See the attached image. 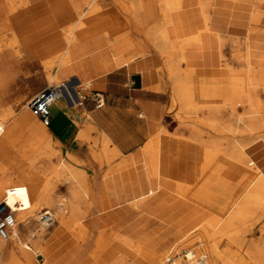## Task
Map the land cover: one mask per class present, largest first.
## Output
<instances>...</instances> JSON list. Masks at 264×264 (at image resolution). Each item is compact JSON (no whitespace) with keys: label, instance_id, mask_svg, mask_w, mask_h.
Returning a JSON list of instances; mask_svg holds the SVG:
<instances>
[{"label":"bare ground","instance_id":"obj_1","mask_svg":"<svg viewBox=\"0 0 264 264\" xmlns=\"http://www.w3.org/2000/svg\"><path fill=\"white\" fill-rule=\"evenodd\" d=\"M82 1V8L77 12L79 13L78 20L64 28L67 47L53 54V62H43L42 60L40 64H29L28 67L32 65L43 67L49 80H60L66 75H72L70 81L64 83L66 86L64 96L66 99L75 100V89L71 86L72 78H76L80 83L85 79L93 80L115 68L130 65L132 58L139 55L143 49V42L137 38L140 36L137 32H140L143 26L152 24L149 38L152 40L156 52L166 60L176 57L179 59L170 70V78L167 82L170 96L169 111L175 110L180 112V115H189L197 123L191 128L193 138L188 140V144H185V153H189L194 158L203 157L206 167H210L215 161L222 159L223 167L230 166L239 172H256L257 178L253 181L252 186L253 193H247L242 198L233 208L228 219L223 220L218 216H212L197 229L201 230L206 239H215L208 252L202 250V253L206 256L209 255L212 264H264V245L262 247L247 246L239 236L242 226L238 229L235 227L237 222L244 224L250 215L262 207L264 202V159L257 160L260 148H257V144L253 142V132L257 120L264 122V102L257 96L259 90L264 92V63L262 62L264 34L259 30L264 23V0H130V4L124 6L131 10L130 18L116 19L115 28L110 31L113 39L111 51L106 50L99 54L91 62H87V65L72 63L71 67H66L59 73L51 75L49 69L53 63L59 62V66H64L74 60L73 46L84 28L94 26L100 29L105 23H108L106 16L111 15L110 17H112L118 13L117 11L104 10L93 18H89L88 12L98 7L99 0ZM111 1L116 4V0ZM34 2L35 0H0V51L8 48L19 60L24 58V55L12 24L13 16L18 12H24ZM248 8L251 12H247ZM14 18L16 17L14 16ZM96 18H99L100 23L94 25ZM194 19L198 27L196 33H191L194 29L181 31L187 29L184 25ZM213 36L215 38H212ZM226 40L239 44L243 42L246 45L244 58L246 70L239 75L237 80V84L244 85L245 92H247L244 96L241 90L238 92V99L245 98L242 100L243 102H224L221 88L225 82L223 73L225 69L220 70V65L207 68L202 61V50L208 51L213 47L217 48L220 59L224 58L222 48ZM95 43L97 47L106 46L104 37H99ZM125 49H130V52L124 54ZM112 51L116 52L115 56L111 55ZM226 67L228 68L226 70L231 69L230 65ZM191 81H194L192 83H196V85L190 90L189 83ZM257 81H260V85L255 84ZM15 86L11 82L5 83L2 90L5 91L10 87L13 90V97L16 98L18 89ZM28 91L31 89L23 88L20 90V94ZM16 99L13 100L17 104L19 101ZM30 101L24 106L9 132L14 133L18 128L27 138L29 143L23 147V158L29 160L30 168L35 169L37 164H41L42 170L38 169L37 171L45 175L48 170L45 159L53 155L52 149L55 141L49 130L42 126L39 118L30 111ZM15 106L13 107L14 113ZM204 134H208L209 137H205ZM225 135L229 136L230 147L228 150L224 148ZM152 141L155 142V140ZM151 143L153 144V142ZM199 144H204L205 148L202 150ZM151 150V153L145 155L149 190L135 200L138 202L144 201L160 189V177L175 172L178 174L181 170L189 168L186 161L163 155L155 146ZM115 151L117 152V150ZM181 152L179 147L178 153L181 154ZM33 156L36 158L32 159ZM193 166V170H190L188 175L190 179L195 178L198 171L195 165ZM166 169L169 174H163V170ZM177 186L180 193L188 192V189L186 192L185 187L181 184ZM25 188L28 192L32 189L30 186ZM0 199L1 203L6 206L5 210H9L10 215L13 214L16 218L13 236H20L19 225L31 230L33 225L31 221L35 218L34 211L30 212V215L24 211L17 187L10 186L8 183L0 188ZM39 201L40 205H48L47 194L39 197ZM48 212L51 214L50 211ZM41 216L39 215L40 221ZM51 216L53 220L54 215L51 214ZM55 218L57 223L65 225L63 214L58 213ZM42 226L48 227L50 224L42 223ZM33 234L35 233L30 236L34 237ZM218 237L220 240L216 241ZM222 243L226 245L223 250ZM1 245L2 242H0V249H2ZM234 245L238 246V252H233ZM22 246L33 251L30 243H23ZM160 246L164 251L167 243L162 242ZM96 248L98 252H107L106 259L101 264H162L163 261L160 253H153L152 250L150 251L118 234L109 240L100 239ZM37 256L43 257V259L41 257H39L40 260L37 259L39 263L45 260L42 253L38 252ZM129 260L132 262L130 263ZM10 263V260H7L5 264Z\"/></svg>","mask_w":264,"mask_h":264},{"label":"rangeland","instance_id":"obj_2","mask_svg":"<svg viewBox=\"0 0 264 264\" xmlns=\"http://www.w3.org/2000/svg\"><path fill=\"white\" fill-rule=\"evenodd\" d=\"M129 4L130 0H116V4L111 0H99L98 7L88 12L89 18H93L104 10L117 11L118 13L112 17H110L111 15L106 16L108 23H105L100 29L94 26L84 28L79 33L78 39L73 46L74 60L64 66H59V62L53 63L49 69L50 74L55 75L66 67H71L72 63H85L87 65V62H91L99 54L106 50L111 51L113 49V39L110 31L114 30L116 19L130 18L129 14L131 10L124 7ZM247 12H251L250 8H248ZM35 15V19L38 21L40 19L38 12H35ZM78 17L79 13H77V20ZM96 19L94 25L100 23L99 18ZM151 26L152 24L145 25L141 28L140 32H137L140 35L137 38L143 42V49H141L139 55L132 58L131 63L146 55H159L155 50L152 40L149 38ZM259 30L264 34V23ZM99 37H104L106 41L105 47L96 46L95 42ZM61 39L60 37L59 40ZM124 51L125 54L130 52V49H125ZM222 52L224 58L221 59L220 70L228 69L226 67L228 65L231 66L232 70H237L241 73L246 70L244 67L246 45L243 42L239 44L226 40L224 41ZM115 53V51H112L111 55L115 56ZM159 56L162 58L164 64H159L158 68H156L155 64L150 67L160 73L163 70L165 76L164 87L168 90L167 82H169L170 70L177 64L179 59L176 57L166 60L161 55ZM44 61L53 62V55L43 59ZM262 62L264 63V57L262 58ZM28 65L23 57L21 60L16 58L10 49L4 48L3 51H0V139H2V142H0V188L8 185V183L10 186H16L24 211L28 214L34 211L33 215H35L34 220L32 219L31 221V224H33L31 230L19 225L20 238L13 236V229L16 226L13 229L6 225L0 226L3 230L0 233V242H2L0 264H5L7 260H10V264H49L46 259L39 263L37 259L39 257L43 259V257L37 256V253L40 252L45 256L43 250H47L50 247L49 240L56 233L58 227L65 229L63 233L67 239L72 238L73 234L81 243H85L89 239L94 240L95 248L92 251V256L99 264L106 259L107 252H98L96 248L98 242L100 239L109 240L115 234L125 235L131 241L137 242L150 251L152 250L151 252L160 253L163 258L162 264L166 263V258L170 253L184 248H195L198 251L204 250V252H208L215 239H206L202 235L201 230L197 229L211 219L212 216H218L223 220L228 219L233 208L242 198L247 193H253L254 189L252 186L253 181L257 178L256 172H239L230 166L223 167L222 159L215 161L210 167H206L204 166L203 157L190 160L185 154H179L175 149L170 148L169 144H166L164 147L165 142L188 144V140L193 138L191 128L197 125L196 121L190 118L189 115H180V112L168 110L167 115L159 123L158 132L138 151L139 156L135 160L124 161L125 158L117 154L111 142H100L93 134V131L89 129L87 133L83 131L79 139L87 144L89 148L97 151L93 152V160L89 162L90 167H87L84 162L65 160L54 143L52 149L53 155L45 159L48 169L47 173L45 175L41 172L39 173L37 170H42L41 164H37V167L33 169L30 168L29 160L23 158V147L29 143L27 138L18 128L14 133L9 131L15 124L24 106L35 94L50 86H57L70 81L72 75H66L60 80H49L43 67L38 65L28 67ZM9 82L15 84L16 89L19 90V92L17 90L18 98H16L19 101L17 104L13 100L16 98L13 97V90L10 87L5 89V91L2 90V86ZM89 82H93V80L85 79L83 82L78 83L76 78H72L71 86L76 92L86 95L87 100L89 97H92L91 91L93 89L92 86H88ZM255 84L260 85V81L255 82ZM23 88L31 89V91L20 94V90ZM257 96L264 102L263 91L259 90ZM164 101H166V97ZM14 106L15 113L13 112ZM82 117L86 119L88 118V114L84 112ZM39 122L44 126L40 119ZM253 133V142L257 144V148H260L257 156L260 159H264L263 120H257ZM204 136L209 137L208 134H204ZM224 138V148L228 150L230 147L229 136L225 135ZM152 140H155V142ZM106 142L107 145H105ZM150 143L157 147L161 154L175 158L176 160L186 161L189 164V168L181 170L178 174L175 172L168 176L164 175L163 178L165 180L163 179V182L165 186L162 190L144 201H139L140 204L138 201L132 200L136 192H130L129 195L126 194L129 201L115 207L111 215L112 225L106 227L104 220H98V214L93 215L91 218L98 220L99 227L96 229V233L91 232L87 225L84 224L85 217L92 210L91 204L88 202L92 195L91 191H89L91 188L88 185V177L84 175V172L92 180L100 176L105 181L120 174H131L134 177H130L126 182L122 181L120 184L117 183L116 187H112L122 188L123 185L126 186L125 184H127L128 188L132 190L135 188L134 185H138L139 180H141V177H135V175L139 174V176H142L143 174L146 179L143 176L142 179L144 178L146 181L148 179L145 155L152 151L153 146ZM183 146L185 147V145ZM200 146L202 150L205 148L204 144ZM35 158L36 156L32 157V159ZM193 165H195L198 171L196 177L190 179L188 175L190 170H193ZM164 173L169 174L167 169L163 170ZM179 184L185 187L186 192L188 189V192L185 193L183 191L184 193H180L177 186ZM26 186H30L32 189L28 192L25 188ZM44 188L46 190L43 191ZM46 194L49 198V204L40 205L39 197ZM113 194L116 196L120 193L113 192ZM1 202L0 199V206H2ZM179 204L183 207L177 208L176 205ZM211 207L215 209L213 210ZM44 211H50L54 215L53 222L50 224L51 226L45 227L40 223L39 215H42ZM58 213L65 216L66 223L64 226L56 222L57 219L55 217ZM7 214L2 215L0 224ZM11 217L15 222V216L11 214ZM235 227L237 229L241 227L239 236L244 244L262 247L264 245V202L262 207L250 215L244 224L237 222ZM40 229L41 231L39 232ZM32 233H35L33 234L34 237L30 236ZM44 233L47 234L42 239ZM219 238L216 241H219ZM162 242L167 243L165 247L166 251H163V248L160 246ZM23 243H30L33 251L25 249L22 246ZM221 248L222 250L225 249L226 245L222 243ZM232 250L233 252H238V246L234 245ZM49 251L50 254H54L56 264H69L67 259H65L67 257L66 252H63L60 248H49ZM207 256L208 261L212 264L211 258L209 255ZM225 256L227 257V254ZM129 262L131 263L132 261L129 260Z\"/></svg>","mask_w":264,"mask_h":264},{"label":"crops","instance_id":"obj_3","mask_svg":"<svg viewBox=\"0 0 264 264\" xmlns=\"http://www.w3.org/2000/svg\"><path fill=\"white\" fill-rule=\"evenodd\" d=\"M82 5V0H35L30 8L15 14L16 18L13 16L12 24L17 33L20 49L28 64L40 63L46 57L67 47L64 28L76 22L77 12L82 8ZM35 12H38V16H40L38 21L35 19L37 15ZM196 23L194 19L184 25L187 29L181 31L194 29L191 33H196L198 31ZM177 32L180 34L179 30ZM60 37L61 40H59ZM213 40L215 41V39ZM202 61L207 68L220 65L221 59L217 48L213 47L208 51L202 50ZM153 64L158 68L159 64L164 63L159 55H146L143 58H138L128 66L115 68L93 79L90 84L93 87L92 97L82 104L78 105L76 98L75 101L63 96L53 105L51 122L45 127L53 136L55 145L65 160L84 162L87 167H90L89 162L93 160V152L97 151L92 150L79 139L80 134L83 131L87 133L89 129L93 131L100 142L106 140L111 142L114 149L117 150V154L125 158L124 161L137 159L138 151L158 132L159 123L167 115L170 107L169 93L164 87V72L163 70L161 73L154 71L150 67ZM223 73L225 82L221 88V94L224 102H243L242 100L245 98L238 99V92L241 90L243 96L247 92H245L244 85L237 84L239 75L242 73L232 69L231 71L230 69L225 70ZM192 82L194 81L189 83L190 90L196 85ZM161 89L162 91H160ZM165 97L166 101H164ZM84 112L88 114L86 119L82 117ZM166 144H169L170 148L175 149L177 153L180 147L181 154L190 157V160L196 159L189 153H185L186 150L183 146L185 143L165 142L164 147ZM257 160L260 158L257 157ZM84 175L88 177V185L91 188L89 191L92 193L88 201L92 210L85 217L84 224L93 233H96V229L99 227L98 220H104L106 227L112 225L111 215L115 207L129 201L126 194L136 192L132 199L136 200L149 190L148 179L146 181L143 174L145 179H142L139 174L135 175V177H141V180L138 185H134L135 188L132 190L128 188L127 184L122 188L112 187L134 177L131 174L113 176L108 181L102 180L100 176L95 177L94 181L87 173L84 172ZM163 179L165 180L163 177L159 178L160 189L156 193L165 186ZM118 186L120 187V185ZM113 192L120 194L115 196ZM181 206L180 204L176 205L177 208H181ZM95 214H98V220L91 218ZM64 231V228L58 227L56 233L49 240L50 249L58 247L66 252L65 259L69 264H99L92 256V251L95 248L94 240L89 239L85 243H81L73 234L72 238L67 239ZM46 234L42 235V239ZM121 236L128 238L122 234ZM49 248L43 250L44 257L49 264H56L54 254H50Z\"/></svg>","mask_w":264,"mask_h":264},{"label":"built area","instance_id":"obj_4","mask_svg":"<svg viewBox=\"0 0 264 264\" xmlns=\"http://www.w3.org/2000/svg\"><path fill=\"white\" fill-rule=\"evenodd\" d=\"M65 93L66 86L63 83L57 86H50L37 93L31 99L29 108L32 113L40 119L44 126H48L50 124L51 108L64 96ZM75 98L78 102L77 104L80 105L86 100V95H83L81 92H76ZM5 208L6 206H4V204L0 206V220L2 215L8 213L4 220L1 222L0 226L2 227L3 225H6L13 229L15 222L10 215V211H6ZM41 221V224H51L53 222L51 214L48 211H44L41 216ZM1 227L0 233L3 232ZM178 262L179 264H209V261L205 254L200 250L196 251L195 248H184L180 251L172 252L166 259V264H177Z\"/></svg>","mask_w":264,"mask_h":264}]
</instances>
